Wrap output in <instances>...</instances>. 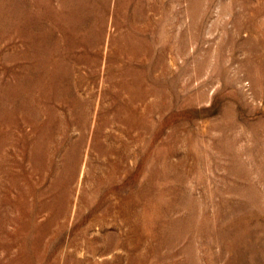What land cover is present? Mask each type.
Returning a JSON list of instances; mask_svg holds the SVG:
<instances>
[{"label":"rangeland","instance_id":"rangeland-1","mask_svg":"<svg viewBox=\"0 0 264 264\" xmlns=\"http://www.w3.org/2000/svg\"><path fill=\"white\" fill-rule=\"evenodd\" d=\"M0 264H264V0H0Z\"/></svg>","mask_w":264,"mask_h":264}]
</instances>
